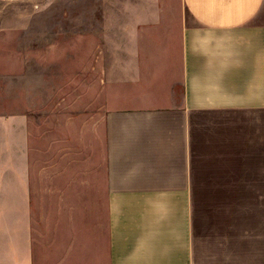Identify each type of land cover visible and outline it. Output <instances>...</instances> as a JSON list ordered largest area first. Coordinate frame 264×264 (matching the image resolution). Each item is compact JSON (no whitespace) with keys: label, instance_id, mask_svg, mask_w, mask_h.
<instances>
[{"label":"crops","instance_id":"obj_1","mask_svg":"<svg viewBox=\"0 0 264 264\" xmlns=\"http://www.w3.org/2000/svg\"><path fill=\"white\" fill-rule=\"evenodd\" d=\"M179 1L140 11L157 64L105 116L106 213L78 239L45 252L27 133L3 129L0 264H264V0Z\"/></svg>","mask_w":264,"mask_h":264},{"label":"rangeland","instance_id":"obj_2","mask_svg":"<svg viewBox=\"0 0 264 264\" xmlns=\"http://www.w3.org/2000/svg\"><path fill=\"white\" fill-rule=\"evenodd\" d=\"M171 5L180 1L0 0V151L3 129L13 141L27 133L45 252L65 243L68 220L76 240L81 220L105 216L103 122L134 104L123 90L148 82L157 64L159 48L141 46L158 33L141 31L143 20L156 17L140 11Z\"/></svg>","mask_w":264,"mask_h":264}]
</instances>
